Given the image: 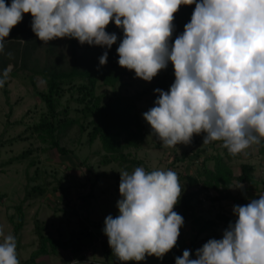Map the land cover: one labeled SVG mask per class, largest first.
Returning a JSON list of instances; mask_svg holds the SVG:
<instances>
[{
  "label": "clouds",
  "instance_id": "clouds-1",
  "mask_svg": "<svg viewBox=\"0 0 264 264\" xmlns=\"http://www.w3.org/2000/svg\"><path fill=\"white\" fill-rule=\"evenodd\" d=\"M193 4L190 21L171 42L174 14ZM25 13L44 44L75 38L111 49L118 36L106 27L114 22L123 31L118 64L144 81L171 62L174 82L167 91L154 89V106L142 114L162 147L190 145L201 133L203 145L221 142L233 157L264 144V0H0V53ZM107 58L106 50L99 64ZM9 71L0 72V87ZM119 173L118 215L106 216L102 229L112 255L121 262L163 260L184 224L173 210L183 190L178 174L143 166ZM258 195L233 206L236 219L221 239H208L194 259L183 250L175 264H264V193ZM0 238V264H20L16 237L0 226Z\"/></svg>",
  "mask_w": 264,
  "mask_h": 264
},
{
  "label": "rangeland",
  "instance_id": "rangeland-1",
  "mask_svg": "<svg viewBox=\"0 0 264 264\" xmlns=\"http://www.w3.org/2000/svg\"><path fill=\"white\" fill-rule=\"evenodd\" d=\"M59 43L58 59L60 64L68 61V43L66 38H56ZM37 52L39 64L48 62L46 46ZM56 58L55 56H51ZM9 76L3 87H0V226L5 234H13L17 239V256L20 264H68L77 255L57 263L60 248L56 242L60 237L71 243L72 232H77L83 225L96 226L111 214L118 215L116 202L120 199L119 183L121 170L132 171L137 166H143L147 171L154 169H171L178 174L183 187L182 195L174 211L184 218L177 244L191 250V257H195V250L200 248L210 238L221 239L224 229L229 222L219 217L225 215L232 218L234 205H244L251 199H258L264 193V144L253 145L243 153L228 157L221 146V142L203 145L204 133L193 135L190 145L179 144L177 148H164L151 133V126L144 120L143 113L154 106L158 93L154 89L169 90L174 82V72L160 71L151 82L136 76H126L114 86L98 82L96 93L106 100L115 94H134L145 91L139 103L141 117L147 130L145 143L140 148L126 149L129 158L141 160L136 165L131 161H112L105 163V151L101 142L96 139L89 143L91 126L80 130V124H74L62 135L60 143L66 152H59L50 147L49 142L43 141L33 131L46 106L39 97L37 90L46 88V81L42 76H36V86L30 79L31 71H18L12 75L14 65L9 64ZM0 72H2L0 70ZM66 86L62 102H69L70 114L80 116L78 111L82 105L78 104L72 92ZM8 91V95L5 91ZM75 92V90H74ZM78 95H76L77 97ZM75 97V98H76ZM222 154L232 166L235 175L241 172V164L248 162L254 165L253 182H239L234 180L231 187L239 183L244 187L231 188V196L222 200L213 199L217 191L212 189L199 190V187L189 183V175L201 174L206 168H214L213 156ZM24 154V155H23ZM185 154V155H184ZM21 156V157H18ZM41 186L40 193L33 188ZM191 191H197L192 203L194 209H187L181 203ZM19 206L24 216V224L15 230L14 223L19 217ZM36 218L45 222L46 239L40 243L36 233ZM211 220L213 226L196 238V229L203 222ZM58 238L57 240H54ZM60 240V239H59ZM2 242V238H0ZM108 243V242H107ZM107 247L102 244L87 242L78 257L82 262L75 264H114V259L106 258ZM177 253H175L176 255ZM175 255L170 250L163 260L155 256H148L140 261H117L116 264H171ZM177 257V256H176ZM78 259V258H77Z\"/></svg>",
  "mask_w": 264,
  "mask_h": 264
},
{
  "label": "trees",
  "instance_id": "trees-1",
  "mask_svg": "<svg viewBox=\"0 0 264 264\" xmlns=\"http://www.w3.org/2000/svg\"><path fill=\"white\" fill-rule=\"evenodd\" d=\"M10 4L11 0H6ZM195 4L182 5L179 11L174 14L175 30L171 38V42L177 35L184 31V25L191 19ZM32 16L30 13L23 14V20L12 28L4 53H0V70L3 71L9 64L14 65L12 75H17L18 71H31L30 79L36 86L35 77L42 76L46 81L44 90H37L39 97L46 106V111L41 115L39 121L34 124L33 131L36 132L43 141H47L50 147L56 148L59 152H66L62 147L60 139L67 130L74 124H80V130L86 128V123H89L91 130L89 131L88 141L93 143L96 139L101 142V147L105 151L104 162L112 161L125 162L131 161L139 165L141 160L129 158L130 152H125L126 149L140 148L144 145L147 136V130L144 121L141 117L139 103L145 94V91L136 92L134 94H115L103 100L101 95L96 93L98 82L105 85L114 86L121 82L126 76H135L134 70H128L118 64V53L116 52L120 40L123 38V31L117 28L114 22L106 27L109 33H117V42L113 44L111 49H106L100 46H90L87 43L81 45L75 38H66L68 43V61L65 64H60L58 61L59 43L57 40L49 41L46 46L48 62L39 64L36 57L37 52L44 46V42L31 30ZM24 40V41H21ZM108 51L107 63L99 64V57L104 51ZM10 53L11 55H8ZM55 56L56 58L53 59ZM166 73L174 72L171 62L168 63ZM162 71V70H161ZM66 86L72 92L71 97L75 99L82 107L78 110L80 116L73 117L69 102L63 104L62 97ZM75 90V92H74ZM8 95V91H5ZM76 95H78L76 97ZM76 97V98H75ZM224 153L231 157L227 150L223 148ZM24 155V154H23ZM185 155V154H184ZM21 157V156H18ZM233 157V156H232ZM214 168H206L201 174L189 175V183L199 190L212 189L217 191V195L213 197L215 200H222L231 196V185L234 180L239 182H253L254 165L243 162L241 164V172L235 175L232 166L229 162L218 153L213 156ZM40 193L44 192V188L36 186L33 188ZM197 191H191L189 195L181 200L184 208L194 209L192 203L193 197ZM19 208V221L14 223L15 230H19L24 224V216ZM227 222L234 220L225 215H219ZM103 222V221H102ZM102 222L97 223L100 225ZM213 221L208 220L200 224L196 229V238L206 232L213 226ZM36 233L39 242L42 243L47 235L45 232V222L36 218L35 221ZM73 238L76 237V250L81 249L90 239L93 234L88 230V225H83L77 232H72ZM60 239V238H59ZM57 240L58 245L65 246L69 243L68 240ZM72 241V240H71ZM108 239L102 246H108ZM105 251L106 258L117 260L112 255L111 248ZM187 247L182 244H177L171 251L176 256H181L183 250ZM174 257V258H175ZM136 263V261H133ZM142 262V261H140Z\"/></svg>",
  "mask_w": 264,
  "mask_h": 264
},
{
  "label": "built area",
  "instance_id": "built-area-1",
  "mask_svg": "<svg viewBox=\"0 0 264 264\" xmlns=\"http://www.w3.org/2000/svg\"><path fill=\"white\" fill-rule=\"evenodd\" d=\"M104 227V221L100 225H88V230L93 234V237L90 239L91 244H102L105 241H107L108 237L103 233L102 229ZM82 254H78V256ZM74 257L73 259L70 260L68 264H75L78 262H82L79 257ZM78 258V259H77ZM97 264H103L102 262H96ZM116 264V263H114ZM171 264H175V260L172 261Z\"/></svg>",
  "mask_w": 264,
  "mask_h": 264
},
{
  "label": "crops",
  "instance_id": "crops-1",
  "mask_svg": "<svg viewBox=\"0 0 264 264\" xmlns=\"http://www.w3.org/2000/svg\"><path fill=\"white\" fill-rule=\"evenodd\" d=\"M58 238L54 239V240H57ZM61 239V237H60ZM63 240V239H62ZM65 240H68V239H65ZM76 237H74L70 243L65 245V246H61V245H58V247L60 248V256L59 258H57V263H60L62 261H64V259H67V258H70V255H77V254H80V252L82 251V249H79V250H76L77 248V245H76Z\"/></svg>",
  "mask_w": 264,
  "mask_h": 264
}]
</instances>
